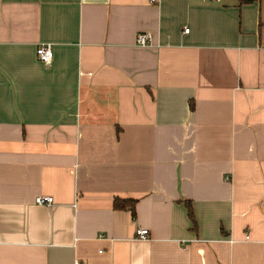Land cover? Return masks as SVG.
Listing matches in <instances>:
<instances>
[{
	"label": "crops",
	"instance_id": "0c3cea01",
	"mask_svg": "<svg viewBox=\"0 0 264 264\" xmlns=\"http://www.w3.org/2000/svg\"><path fill=\"white\" fill-rule=\"evenodd\" d=\"M77 262L264 264V0H0V264Z\"/></svg>",
	"mask_w": 264,
	"mask_h": 264
},
{
	"label": "built area",
	"instance_id": "2783aa9c",
	"mask_svg": "<svg viewBox=\"0 0 264 264\" xmlns=\"http://www.w3.org/2000/svg\"><path fill=\"white\" fill-rule=\"evenodd\" d=\"M151 3H158L159 0H148ZM188 33L189 29H185ZM153 42V36L149 32H143L137 37V45L143 48L151 47ZM38 57L45 64L50 65L53 60V48L51 43H43L37 49ZM36 203L39 205L51 206L54 204V198L51 196H39L36 198ZM138 238L146 240L149 237V231L145 229H140L137 231ZM76 264H79L78 262Z\"/></svg>",
	"mask_w": 264,
	"mask_h": 264
},
{
	"label": "trees",
	"instance_id": "16d2710c",
	"mask_svg": "<svg viewBox=\"0 0 264 264\" xmlns=\"http://www.w3.org/2000/svg\"><path fill=\"white\" fill-rule=\"evenodd\" d=\"M257 1H259V0H239V4L240 5H247V4H253ZM191 106H193V104H191ZM135 205H136V201H128V200H121V199H116L115 203H114V206L116 209H119V210L120 209H122V210L128 209V210L132 211V214L134 217H135ZM186 205H187V209L189 212V217L195 226L196 222H195L192 204L190 202H187Z\"/></svg>",
	"mask_w": 264,
	"mask_h": 264
}]
</instances>
